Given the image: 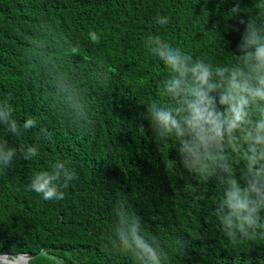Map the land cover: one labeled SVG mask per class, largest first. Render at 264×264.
I'll return each mask as SVG.
<instances>
[{
	"label": "trees",
	"instance_id": "obj_1",
	"mask_svg": "<svg viewBox=\"0 0 264 264\" xmlns=\"http://www.w3.org/2000/svg\"><path fill=\"white\" fill-rule=\"evenodd\" d=\"M258 15L264 0H0V101L11 98L17 120L38 122L19 137L0 127V136L18 151L39 149L0 173V252L36 254L28 264H135L110 243L114 210L131 204L169 251L166 264H264V234L229 240L213 214L215 178L179 175L174 138L155 139L146 109L166 100L169 72L144 44L159 35L194 59L231 63L238 21ZM81 106L93 120L87 131L74 126ZM57 160L78 178L63 199L44 200L27 186ZM177 237L187 257L172 251Z\"/></svg>",
	"mask_w": 264,
	"mask_h": 264
},
{
	"label": "clouds",
	"instance_id": "obj_2",
	"mask_svg": "<svg viewBox=\"0 0 264 264\" xmlns=\"http://www.w3.org/2000/svg\"><path fill=\"white\" fill-rule=\"evenodd\" d=\"M239 11L238 5L231 9L233 14ZM156 23L166 26L169 18L157 16ZM238 23L244 25V31L231 63L214 66L194 59L159 35L148 36L144 42L151 56L169 72L159 89L166 100H153L146 109L155 139L167 142L174 138L179 175L186 171L206 183L215 178L219 196L213 214L231 241L264 234V16ZM88 36L92 43H99L97 32L90 31ZM10 99L0 101V127L19 137L38 122L31 116L17 120ZM92 125L81 106L74 126L87 131ZM41 133L45 139L51 138L47 130L41 129ZM38 155L37 145H24L18 151L0 136V173L18 157L27 161ZM77 178L68 162L57 160L50 170L35 172L27 187L44 200H60L64 198L61 188ZM114 212L111 245L127 253L135 264H166L169 251L155 236L145 233L135 208L128 204ZM172 251L187 257V241L177 237Z\"/></svg>",
	"mask_w": 264,
	"mask_h": 264
},
{
	"label": "water",
	"instance_id": "obj_3",
	"mask_svg": "<svg viewBox=\"0 0 264 264\" xmlns=\"http://www.w3.org/2000/svg\"><path fill=\"white\" fill-rule=\"evenodd\" d=\"M36 254H18L16 256H11L9 254L0 252V264H15L14 261L18 258L25 259V264H28V261L34 258Z\"/></svg>",
	"mask_w": 264,
	"mask_h": 264
},
{
	"label": "bare ground",
	"instance_id": "obj_4",
	"mask_svg": "<svg viewBox=\"0 0 264 264\" xmlns=\"http://www.w3.org/2000/svg\"><path fill=\"white\" fill-rule=\"evenodd\" d=\"M15 264H25V259L23 258H18L17 260L14 261Z\"/></svg>",
	"mask_w": 264,
	"mask_h": 264
}]
</instances>
